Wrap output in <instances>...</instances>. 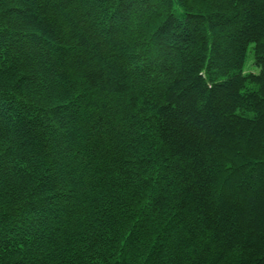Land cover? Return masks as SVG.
<instances>
[{"label":"trees","instance_id":"16d2710c","mask_svg":"<svg viewBox=\"0 0 264 264\" xmlns=\"http://www.w3.org/2000/svg\"><path fill=\"white\" fill-rule=\"evenodd\" d=\"M0 264H264V0H0Z\"/></svg>","mask_w":264,"mask_h":264},{"label":"rangeland","instance_id":"374dc122","mask_svg":"<svg viewBox=\"0 0 264 264\" xmlns=\"http://www.w3.org/2000/svg\"><path fill=\"white\" fill-rule=\"evenodd\" d=\"M249 63L252 64V62L250 60H249ZM251 64H249L247 67H245V69L246 70H250V71H254V72H258L259 70L257 68H255V67H253Z\"/></svg>","mask_w":264,"mask_h":264}]
</instances>
